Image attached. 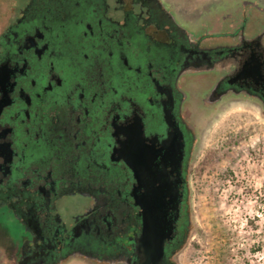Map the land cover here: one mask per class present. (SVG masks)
<instances>
[{
    "label": "flooded vegetation",
    "instance_id": "obj_1",
    "mask_svg": "<svg viewBox=\"0 0 264 264\" xmlns=\"http://www.w3.org/2000/svg\"><path fill=\"white\" fill-rule=\"evenodd\" d=\"M240 8L189 39L187 12L180 19L165 0H25L10 14L0 29V210L22 227L13 264H140L152 228L150 245L164 239L160 264H176L194 138L181 78L214 75L205 104L232 96L264 109V8ZM209 32L219 36L210 52ZM68 198L80 201L64 220Z\"/></svg>",
    "mask_w": 264,
    "mask_h": 264
},
{
    "label": "rangeland",
    "instance_id": "obj_2",
    "mask_svg": "<svg viewBox=\"0 0 264 264\" xmlns=\"http://www.w3.org/2000/svg\"><path fill=\"white\" fill-rule=\"evenodd\" d=\"M24 1L0 0V29ZM248 1L187 0V29L196 31L200 24L211 23L215 27L223 14L237 12ZM252 1L264 8V0ZM213 79V74H196L179 82L186 93L183 113L194 138L186 176L191 224L188 240L174 261L264 264V109L254 100L232 96L205 104L202 94ZM79 201L68 198L62 203L64 220ZM21 228L0 210V264L15 262ZM253 247L259 250L251 251ZM64 264L89 263L72 259Z\"/></svg>",
    "mask_w": 264,
    "mask_h": 264
},
{
    "label": "water",
    "instance_id": "obj_3",
    "mask_svg": "<svg viewBox=\"0 0 264 264\" xmlns=\"http://www.w3.org/2000/svg\"><path fill=\"white\" fill-rule=\"evenodd\" d=\"M250 72V68L245 65L243 67V71L242 73H246L248 74ZM167 103L169 104V107L172 106V97L168 96L167 99ZM170 118H172L171 116H167L166 120L167 122L170 121ZM169 125L174 124V121L172 122H168ZM176 132L178 134L179 139H177L176 137V154H177V159L175 161V170H176V174H177V181H176V188L174 191H172L170 193V201L174 204L175 203V208L177 211L178 208V203H179V198L181 196V194L178 191L177 186L179 185V183H181V181L179 180V176H180V166H181V159H182V148H183V143H182V139H181V135L180 132L178 131V128H176ZM159 196L156 197V201H158ZM147 212V209H146ZM152 214L149 213L147 215L144 216L145 220H149L151 222V217ZM148 225V224H147ZM152 233H154V229L152 228V231H150L149 229H145L144 235H143V249H144V253L139 255L140 258V264H160L161 263V259H162V255H163V240L164 239H158L156 240L157 244L155 245H150L151 241L154 240V238H152ZM146 249H150L152 251H154L153 254H148L146 253Z\"/></svg>",
    "mask_w": 264,
    "mask_h": 264
},
{
    "label": "trees",
    "instance_id": "obj_4",
    "mask_svg": "<svg viewBox=\"0 0 264 264\" xmlns=\"http://www.w3.org/2000/svg\"><path fill=\"white\" fill-rule=\"evenodd\" d=\"M212 34V35H211ZM193 34L191 33V31H189L188 29H187V39H189V37L190 36H192ZM208 37L207 38H212L213 40H211V42H207V44H206V46H205V48L204 49H206L207 51H209L210 52V50H214V49H216V47H219V46H217V45H215L214 43L216 42V40H217V38L219 37V36H216L215 35V33H210V35H207ZM210 40V39H209ZM214 42V43H213ZM192 46V45H191ZM213 66V65H212ZM212 66H202V67H200L201 68V72H203V73H213L214 71L212 70L211 71V67ZM190 71H193V70H189V72ZM188 73V72H187ZM192 145V144H191ZM192 147V146H191ZM189 159H190V156L188 155L187 156V166H188V163H189ZM184 201H185V204H184V208H185V212H186V222H187V235H186V238H185V241L183 242L184 244L187 242V240H188V236H189V230H190V224H191V222H190V216H189V210H188V193H187V199L186 198H184ZM186 234V233H185ZM259 250V248L257 247H253V248H251V251H258ZM98 257V256H97ZM97 257H96V263H98V264H101V261H98L97 260ZM99 258V257H98ZM104 259V258H103ZM107 264V263H106ZM108 264H112V262L111 261H109L108 262Z\"/></svg>",
    "mask_w": 264,
    "mask_h": 264
},
{
    "label": "crops",
    "instance_id": "obj_5",
    "mask_svg": "<svg viewBox=\"0 0 264 264\" xmlns=\"http://www.w3.org/2000/svg\"><path fill=\"white\" fill-rule=\"evenodd\" d=\"M165 1H167L170 4L171 9L176 12L177 17H178V14H180L181 12H185V13L187 12V3H185L187 0H184V3L181 5L177 3L178 1H181V0H165Z\"/></svg>",
    "mask_w": 264,
    "mask_h": 264
}]
</instances>
